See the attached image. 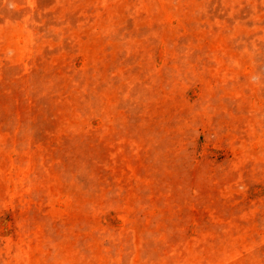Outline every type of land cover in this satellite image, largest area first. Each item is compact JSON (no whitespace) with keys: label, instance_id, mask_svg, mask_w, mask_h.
<instances>
[{"label":"rangeland","instance_id":"obj_1","mask_svg":"<svg viewBox=\"0 0 264 264\" xmlns=\"http://www.w3.org/2000/svg\"><path fill=\"white\" fill-rule=\"evenodd\" d=\"M0 264H264V0H0Z\"/></svg>","mask_w":264,"mask_h":264}]
</instances>
